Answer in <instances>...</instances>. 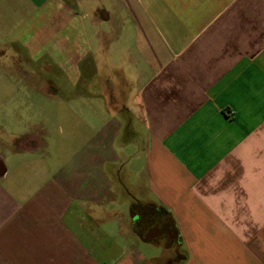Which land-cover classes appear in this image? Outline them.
Returning a JSON list of instances; mask_svg holds the SVG:
<instances>
[{"label":"crops","instance_id":"crops-1","mask_svg":"<svg viewBox=\"0 0 264 264\" xmlns=\"http://www.w3.org/2000/svg\"><path fill=\"white\" fill-rule=\"evenodd\" d=\"M0 264H264V0H0Z\"/></svg>","mask_w":264,"mask_h":264},{"label":"flooded vegetation","instance_id":"flooded-vegetation-1","mask_svg":"<svg viewBox=\"0 0 264 264\" xmlns=\"http://www.w3.org/2000/svg\"><path fill=\"white\" fill-rule=\"evenodd\" d=\"M135 218V231L141 240L164 238L167 240V245L172 247L177 245L174 230L169 221L164 219L163 211L146 209L141 213L139 211V215Z\"/></svg>","mask_w":264,"mask_h":264},{"label":"rangeland","instance_id":"rangeland-1","mask_svg":"<svg viewBox=\"0 0 264 264\" xmlns=\"http://www.w3.org/2000/svg\"><path fill=\"white\" fill-rule=\"evenodd\" d=\"M128 216L130 217V215H128ZM169 223H170V221H169ZM141 246H142V245H141ZM153 252L157 254L159 251H157V249H155V250L152 249V250H151V253H153ZM154 253H153V254H154Z\"/></svg>","mask_w":264,"mask_h":264}]
</instances>
